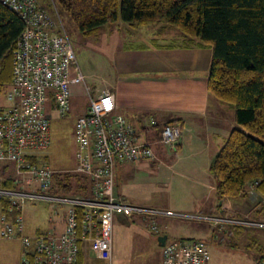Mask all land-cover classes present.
<instances>
[{
  "label": "built area",
  "instance_id": "2783aa9c",
  "mask_svg": "<svg viewBox=\"0 0 264 264\" xmlns=\"http://www.w3.org/2000/svg\"><path fill=\"white\" fill-rule=\"evenodd\" d=\"M0 2L24 24L12 54L6 104L0 106V162L11 163L14 168L12 188L0 187V201L8 202V211L19 213L13 220L6 213L0 215V238L18 240L21 264H77L81 250L91 258L110 263L115 217H139L154 233H158L155 222L160 217L192 218L220 230L225 226L264 230V222L259 220L145 207L119 196L114 186L116 164L151 161L152 150L150 144L137 142L134 128L114 113L112 92L92 97L86 86L89 101L75 121L77 165L69 172L80 175L91 186L86 195L51 194L56 171L45 160L50 145L48 114L55 112L60 118L67 115L70 85L84 82V76L56 12L52 17L36 0ZM180 131L179 125L165 126L160 142L175 150ZM28 201L49 204L53 214L64 207L63 230L26 235L23 209ZM161 247L162 264H206L210 259L207 245L195 238H167ZM258 264H264V256Z\"/></svg>",
  "mask_w": 264,
  "mask_h": 264
},
{
  "label": "crops",
  "instance_id": "0c3cea01",
  "mask_svg": "<svg viewBox=\"0 0 264 264\" xmlns=\"http://www.w3.org/2000/svg\"><path fill=\"white\" fill-rule=\"evenodd\" d=\"M114 25L116 33L125 31L127 37L140 42L137 45H122L113 51L112 75L103 82L98 95L105 91L114 94V113L124 117L134 128L137 142L150 144L153 154L151 161L116 167V193L134 203L127 194L130 188L141 183L154 184V188L167 195L172 209L204 215L228 212L236 217L264 221L263 213L254 216L257 207L261 208L255 202H264L260 195L252 189L244 199H220L216 180L209 171L219 148L235 127L232 109L207 92L211 50L193 45L173 47L172 43H181V38H170L169 30L162 36H156L155 28H151L153 30L147 37L145 28L134 29L119 22ZM114 25L108 26L111 28ZM71 75H75L74 68ZM73 85L76 84L70 85V92ZM172 124L181 127L175 150L160 142L162 129ZM9 168V172L6 167L3 168L0 180L13 178L14 168L12 165ZM27 203L47 204L41 201ZM47 205V216L40 214L39 218H44L48 225H37L33 221L25 223L26 235L63 230L65 208L60 207L58 213L53 214L52 208ZM114 221L115 218L113 229ZM261 231V247L258 250L264 256V230ZM175 238L188 239L177 235ZM0 240L15 243L21 255L17 239ZM93 259L84 253L81 263L90 264Z\"/></svg>",
  "mask_w": 264,
  "mask_h": 264
},
{
  "label": "trees",
  "instance_id": "16d2710c",
  "mask_svg": "<svg viewBox=\"0 0 264 264\" xmlns=\"http://www.w3.org/2000/svg\"><path fill=\"white\" fill-rule=\"evenodd\" d=\"M51 3L54 12L59 17L61 14L69 17L86 38L97 36L103 26L121 22L134 29L154 27L156 36L167 30L177 31L181 43H172L173 47L193 45L210 49L207 92L232 109L235 127L219 148L209 171L216 180L220 199H244L252 189L264 199V0H51ZM23 27L18 15L0 2V89L9 86L12 54ZM31 161L40 163L38 159ZM11 180H0V187L12 188ZM90 186L80 175L56 172L50 193L86 195ZM259 204L261 208L257 207L254 216L263 213L264 219V202ZM8 206V202L0 201V215L6 213L13 220L19 213L8 211ZM84 253L80 251L77 264H82Z\"/></svg>",
  "mask_w": 264,
  "mask_h": 264
},
{
  "label": "rangeland",
  "instance_id": "374dc122",
  "mask_svg": "<svg viewBox=\"0 0 264 264\" xmlns=\"http://www.w3.org/2000/svg\"><path fill=\"white\" fill-rule=\"evenodd\" d=\"M36 1L52 17H55L51 0ZM60 19L70 39L78 67L84 76V82L71 87V104L65 117L60 118L55 112L48 114L51 121L50 145L45 151L47 157L45 160L56 172L73 170L77 165L75 121L84 113L89 101L85 86L89 89L91 96L96 97L103 82L109 80L112 75L113 51L122 45H137L140 42L136 38L127 37L125 31L116 33V25L111 28L105 26L96 37L86 38L78 32L69 17L61 14ZM151 28L154 27L145 28L147 37L153 30ZM169 32L171 36L169 37L172 39L180 37L177 31L174 34L173 30H169ZM6 91V88L0 89V106L6 104ZM120 164L124 163L116 164L114 171ZM11 165L8 162H0V174L4 167L9 172ZM163 192L154 188V184L141 183L130 188L127 194L137 205L186 213L170 208L167 195ZM255 203L259 205L258 201ZM24 208V225L25 223H32V221L37 225L47 223L44 218H39L40 214L43 217L47 216L49 208L47 204L27 203ZM224 213L218 215L240 218L228 212ZM155 224L158 227V234L149 231L146 223L139 217L131 219L115 217L110 263L93 259L90 264H162V247L157 241L159 234L166 235L168 239H177L175 238L177 235L203 241L210 253V259L206 264H257L256 260L263 253L258 250L261 247V229L234 227L241 229L235 231L232 229L233 227L225 226L220 230L218 227H212L209 222H199L192 218L171 217H160ZM0 264H20L19 246L12 242L0 240Z\"/></svg>",
  "mask_w": 264,
  "mask_h": 264
},
{
  "label": "water",
  "instance_id": "95a60500",
  "mask_svg": "<svg viewBox=\"0 0 264 264\" xmlns=\"http://www.w3.org/2000/svg\"><path fill=\"white\" fill-rule=\"evenodd\" d=\"M166 239H167V236L166 235H162V236L158 237L157 241L160 244V246H163V244L166 241Z\"/></svg>",
  "mask_w": 264,
  "mask_h": 264
}]
</instances>
